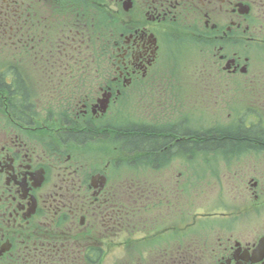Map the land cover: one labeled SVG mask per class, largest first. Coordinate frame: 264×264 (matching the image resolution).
Segmentation results:
<instances>
[{
    "label": "flooded vegetation",
    "instance_id": "flooded-vegetation-1",
    "mask_svg": "<svg viewBox=\"0 0 264 264\" xmlns=\"http://www.w3.org/2000/svg\"><path fill=\"white\" fill-rule=\"evenodd\" d=\"M263 21L264 0H0V264H102L114 252L118 264H264L260 226L219 228L197 251L193 237L171 242L191 181L161 165L235 149L201 148L226 131L194 129L178 106L205 116L248 77L242 43L264 45ZM132 102L142 121L127 114L113 131ZM137 135L160 145L140 155ZM126 152L149 160L157 186L109 173Z\"/></svg>",
    "mask_w": 264,
    "mask_h": 264
},
{
    "label": "rangeland",
    "instance_id": "rangeland-1",
    "mask_svg": "<svg viewBox=\"0 0 264 264\" xmlns=\"http://www.w3.org/2000/svg\"><path fill=\"white\" fill-rule=\"evenodd\" d=\"M261 30L263 31L256 33V37L264 39V27H261ZM253 46L244 41L242 43L243 57L245 55L251 58L248 77H243L238 86L230 87L225 91V95L221 96L219 103H215L214 108L211 104L205 107V116L201 115L200 106L197 104L191 105L194 108L190 113L183 108L184 105L178 106V115H188L194 120L193 128L198 130L203 123V127L210 126L220 131H232V127L240 118L258 119L264 128V45ZM7 56L0 55V62L8 61ZM31 78L35 80L36 76ZM132 103L129 105L128 112L126 109L121 110L119 114L116 112L117 120L111 122L114 129L110 128L111 130L122 132L123 125L120 121L127 114L136 123L142 121L139 113L141 108L135 102ZM159 140L160 138L157 139ZM124 142L126 140L123 142L117 140L112 146L105 144L97 147L112 151V147L120 148ZM251 145L235 146L232 152L226 154L222 151L217 154L191 152L188 157H173L171 160L165 157L161 165L166 169L167 178L182 182L184 179L191 181L187 193L179 200V206L172 208V212H177L178 215L175 221L176 231L171 233V242H177V246H180V243L185 246L187 243L182 239L193 237L191 244L195 249H199V245L205 241L211 243L210 241L217 236L216 232L219 228H221L220 235H223L221 233L224 230L228 231V228L233 227L237 228L238 232L244 231V233L258 226L262 227L260 232L264 231V192L260 193L261 187H256L257 189L251 187V183H257L258 186L264 182V145ZM126 153L120 162L114 155V160L119 164L117 166L114 164L109 173L112 176L127 174L130 178L137 177L139 181H146L151 184V187L157 186L158 176L156 177V171L148 166L149 160L142 164L141 161L139 162L138 155ZM96 154L98 157L104 156L101 152ZM139 154L145 153L139 152ZM118 157L121 158L120 151H118ZM135 158L136 160L132 161ZM129 177L126 176L127 179H130ZM179 209L187 215L182 216L178 212ZM146 215L153 217L154 212L146 213ZM169 223L170 220L163 218L160 231L162 236L159 240L161 243L166 239L164 229ZM114 254L112 257L103 258L101 263L118 264L115 259H120L121 253L114 252ZM177 255L179 257V253ZM115 256L118 258H114ZM98 258L100 259V255ZM177 264H181L180 258Z\"/></svg>",
    "mask_w": 264,
    "mask_h": 264
},
{
    "label": "trees",
    "instance_id": "trees-1",
    "mask_svg": "<svg viewBox=\"0 0 264 264\" xmlns=\"http://www.w3.org/2000/svg\"><path fill=\"white\" fill-rule=\"evenodd\" d=\"M207 140L200 143L201 148H216L226 147L233 148L235 146L243 147L244 145H251L254 142H261L264 140V128L261 126L260 121L242 120V127L238 130L226 131L223 136H218L213 133H208ZM159 141L150 139L144 136H133L131 139V147L138 148L140 151L145 152L151 149H156L160 144Z\"/></svg>",
    "mask_w": 264,
    "mask_h": 264
}]
</instances>
